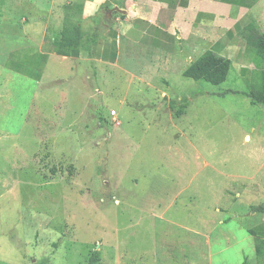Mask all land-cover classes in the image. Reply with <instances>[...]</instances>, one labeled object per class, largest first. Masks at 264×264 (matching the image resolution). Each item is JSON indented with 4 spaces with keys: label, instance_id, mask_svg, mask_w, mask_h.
Returning <instances> with one entry per match:
<instances>
[{
    "label": "rangeland",
    "instance_id": "1",
    "mask_svg": "<svg viewBox=\"0 0 264 264\" xmlns=\"http://www.w3.org/2000/svg\"><path fill=\"white\" fill-rule=\"evenodd\" d=\"M5 6L0 264H89L93 252L96 264H254L264 109L243 95L251 78L231 70L216 86L184 78L181 64L168 75L136 47L116 66L53 54L36 72L22 50L35 46L19 27L26 11ZM180 97L189 105L176 117Z\"/></svg>",
    "mask_w": 264,
    "mask_h": 264
},
{
    "label": "crops",
    "instance_id": "2",
    "mask_svg": "<svg viewBox=\"0 0 264 264\" xmlns=\"http://www.w3.org/2000/svg\"><path fill=\"white\" fill-rule=\"evenodd\" d=\"M36 6L32 0H7L5 6L8 12L26 11L18 18L19 27L35 46L22 50L31 52L26 54L33 63L26 64L36 72L43 73L45 57L55 54L48 52L55 50L65 18L84 35L77 58L57 55L74 63L116 66L136 47L163 58L171 66L168 75L177 64L182 75L206 52L229 60L230 71L240 77L249 79L256 72L248 51L257 48L264 33V0H124L122 8L113 0H50L42 9ZM114 7L124 13L109 15ZM11 24L14 28L17 21ZM253 233L254 264H264V221ZM193 264L213 262L209 256Z\"/></svg>",
    "mask_w": 264,
    "mask_h": 264
},
{
    "label": "trees",
    "instance_id": "3",
    "mask_svg": "<svg viewBox=\"0 0 264 264\" xmlns=\"http://www.w3.org/2000/svg\"><path fill=\"white\" fill-rule=\"evenodd\" d=\"M124 0H113V4L122 8ZM84 41V35L79 26L70 23L66 18L62 30L55 41V54L63 57L77 58ZM256 72L248 81L247 91L243 93L252 105H260L264 109V33L261 34L255 50L248 51ZM231 68L229 60L206 52L193 62L183 73L186 79L204 81L211 85H220L227 79ZM187 107V100L172 102L169 109L176 117L182 115ZM253 233V232H251ZM254 234V233H253ZM258 252V249H257ZM99 261L97 252H93L89 264Z\"/></svg>",
    "mask_w": 264,
    "mask_h": 264
},
{
    "label": "water",
    "instance_id": "4",
    "mask_svg": "<svg viewBox=\"0 0 264 264\" xmlns=\"http://www.w3.org/2000/svg\"><path fill=\"white\" fill-rule=\"evenodd\" d=\"M116 12L121 13V14L124 13L123 10H120V9L114 7L113 9H111V10L109 11V15H111V13H116Z\"/></svg>",
    "mask_w": 264,
    "mask_h": 264
},
{
    "label": "built area",
    "instance_id": "5",
    "mask_svg": "<svg viewBox=\"0 0 264 264\" xmlns=\"http://www.w3.org/2000/svg\"><path fill=\"white\" fill-rule=\"evenodd\" d=\"M112 114L114 115V112H112Z\"/></svg>",
    "mask_w": 264,
    "mask_h": 264
}]
</instances>
